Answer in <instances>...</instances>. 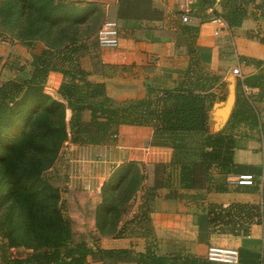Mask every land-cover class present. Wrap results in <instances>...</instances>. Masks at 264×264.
I'll use <instances>...</instances> for the list:
<instances>
[{
	"label": "trees",
	"instance_id": "16d2710c",
	"mask_svg": "<svg viewBox=\"0 0 264 264\" xmlns=\"http://www.w3.org/2000/svg\"><path fill=\"white\" fill-rule=\"evenodd\" d=\"M25 1L36 3L42 20L50 25L69 21L78 24L93 16L96 10L92 4L79 7L67 0ZM245 13L237 7L224 14V18L230 26H240ZM96 18L99 20L100 11ZM90 46L87 41L74 39L62 48H45L33 55L28 78L9 79L0 84V170L4 178L0 205L1 210L6 209L0 215V237L7 239L9 248L28 246L34 250L25 257H8L4 264H90V256L96 253L102 258H114L130 252L131 248L95 250L86 240L75 242L72 220L67 215L61 190L43 176L44 169L53 164L65 142L106 145L116 139L123 125L153 128L151 145L173 149L169 165L172 167L165 181L157 180L145 190L139 211L119 228L121 215L118 214L111 232H117L116 238L146 241L144 250L137 252V264H209L195 256L183 259L179 255L159 254L150 217L151 201L163 186L169 188L166 196L170 198H180L181 190L194 188L198 164L209 170L210 165L216 163L225 173L234 171L233 153L226 149L234 136L227 130L234 124L247 123L259 130L260 140L264 138V124L260 121L254 95L238 92L227 127L218 134H211L208 119L215 99L212 89L219 76L203 71L197 57L192 59L193 66L184 79L174 87L147 84L146 97L118 101L108 95L105 83L89 79L90 72L83 67L82 58ZM189 51H195L191 44ZM53 72L63 76L58 92L64 101L44 92ZM262 73L264 78V67ZM68 110L71 111L69 121ZM167 168L161 165L158 174ZM146 177L143 164L129 161L116 168L104 183L103 200L96 215L101 235L110 233H103L100 215H112L119 206L109 203V193L132 187L127 196L130 199ZM211 178L209 175L208 181ZM216 190L225 191L228 187L217 186ZM209 215L213 229L219 227L246 235L252 223L262 217V212L256 205H212Z\"/></svg>",
	"mask_w": 264,
	"mask_h": 264
},
{
	"label": "crops",
	"instance_id": "0c3cea01",
	"mask_svg": "<svg viewBox=\"0 0 264 264\" xmlns=\"http://www.w3.org/2000/svg\"><path fill=\"white\" fill-rule=\"evenodd\" d=\"M85 1L100 11L101 22L114 20L119 25L117 46L104 47L96 39L90 54L82 58L83 67L90 72L89 79L105 83L109 96L118 101L142 99L146 97L147 84L172 88L184 79L193 66L192 59L197 57L203 71L219 76L212 89L215 99L209 111L210 133L223 131L231 117L222 127L214 117L215 108L222 106L223 97L229 94L231 78L235 79L237 96L240 91L254 95L264 124V0ZM237 7L245 10V16L240 26H230L224 14ZM190 44L193 53L189 51ZM235 68H239L240 75L234 73ZM51 74L58 82L62 80L60 73ZM67 115L70 118V110ZM227 131L234 136L226 148L233 153V172L225 173L216 163L209 170L198 164L194 188L181 190L180 198H170L166 196L169 188L163 186L151 201L150 217L159 254L183 259L195 256L209 264H264V142L258 137L259 130L247 123L234 124ZM152 138L151 127L123 125L115 146L69 142L65 167L72 184L66 200L74 233L83 225L99 234L96 215L103 200L102 188L120 165L129 161L144 164L148 187L168 178L173 149L152 146ZM111 155V159L106 158ZM112 158L118 159L116 166L110 165ZM161 165L168 168L158 174ZM245 176H251L252 184L239 183ZM217 186L228 190L217 191ZM232 204L260 207L262 217L252 223L249 234L213 229L210 206ZM98 238L102 248L131 250L114 258L96 257V264H137V252L144 250L141 241L134 242L137 238L101 234ZM212 249L232 251L236 261L210 260Z\"/></svg>",
	"mask_w": 264,
	"mask_h": 264
},
{
	"label": "rangeland",
	"instance_id": "374dc122",
	"mask_svg": "<svg viewBox=\"0 0 264 264\" xmlns=\"http://www.w3.org/2000/svg\"><path fill=\"white\" fill-rule=\"evenodd\" d=\"M67 3L76 4L79 7L89 6L88 2L85 0H67ZM97 11L98 9L95 10L93 16L88 17L87 20L78 24H73L69 21L63 24L50 25L42 20L40 9L36 3H30V1L25 0H0V84L9 79L28 78L32 72L31 62L33 55L35 53H40L45 48H62L74 39H76L77 42L87 41L92 45L96 40L97 30L101 25V16L99 20L96 18ZM89 34L91 35L88 36ZM86 54H90V50H88ZM62 81L63 76L60 82L55 80L52 76H49L44 92L62 101L63 98L58 92ZM67 120H70L68 115ZM117 137L113 142L109 143V145L115 146ZM69 148V141H67L60 149L53 164L44 169L43 176L61 190L62 200H65L66 212L70 217L67 209L66 195L70 192L72 182L68 174L70 171L65 167L66 161L68 160L67 156L70 152ZM111 157L112 155L106 158L111 159ZM112 160L113 161H110V165L116 166L118 164V159L112 158ZM143 166L146 170L144 164ZM2 181H4V178L0 170V191H2L4 187V185L1 186ZM147 188L149 187L146 186L144 180L140 189H138L130 199L127 196L131 194L132 187L128 189L119 188L109 193V203H114V205L119 204V206L117 209L115 207L116 210L114 209V214L112 215H104V213L100 215L102 216L101 219L103 218V233L108 232L110 233L109 237L116 238L117 232H111L110 230L112 222H115L118 214H120L121 218L118 223L119 228L134 218L135 214L139 211L142 195ZM1 194H3V192H1ZM2 208L3 207L0 205V215L6 210H1ZM98 233L99 234H93V232L86 230L82 225L78 232L75 231L74 240L75 242L86 240L91 246L93 245L92 247L95 250H98L102 248L99 242L101 238H98L101 234L99 230ZM135 241H141L144 247L146 245L145 240L134 239V242ZM33 251V248L28 246L9 248L7 246V239L0 237V264H4L5 259L8 257H25ZM96 257H100V255L96 253L90 256V264L99 262Z\"/></svg>",
	"mask_w": 264,
	"mask_h": 264
},
{
	"label": "built area",
	"instance_id": "2783aa9c",
	"mask_svg": "<svg viewBox=\"0 0 264 264\" xmlns=\"http://www.w3.org/2000/svg\"><path fill=\"white\" fill-rule=\"evenodd\" d=\"M184 21H188V17L184 16ZM119 25L114 20H105L98 31V41L101 46L115 47L119 42ZM236 75H240L239 68L234 69ZM263 137V136H262ZM264 142V138L262 140ZM240 184H252L251 176H245L238 180ZM209 259L213 261H236L232 251L222 249H212L209 253Z\"/></svg>",
	"mask_w": 264,
	"mask_h": 264
},
{
	"label": "water",
	"instance_id": "95a60500",
	"mask_svg": "<svg viewBox=\"0 0 264 264\" xmlns=\"http://www.w3.org/2000/svg\"><path fill=\"white\" fill-rule=\"evenodd\" d=\"M237 99L235 79H230L229 94L222 106H217L214 111V117L219 127H222L229 119Z\"/></svg>",
	"mask_w": 264,
	"mask_h": 264
}]
</instances>
